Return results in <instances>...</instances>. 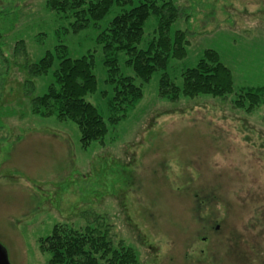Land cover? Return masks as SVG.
I'll list each match as a JSON object with an SVG mask.
<instances>
[{
  "label": "rangeland",
  "instance_id": "1",
  "mask_svg": "<svg viewBox=\"0 0 264 264\" xmlns=\"http://www.w3.org/2000/svg\"><path fill=\"white\" fill-rule=\"evenodd\" d=\"M187 55L167 73H182L206 49L232 71L225 96L160 93L162 71L143 83L144 96L113 123L98 32L123 11L75 33L47 0H0V243L10 264H47L39 240L57 224H106L140 264H264V90L252 110L242 89L264 88V0H177ZM128 8V7H127ZM157 19L145 24L141 47ZM59 44L71 57L92 53L98 90L86 96L103 113L108 133L83 148L73 121L31 112L53 71L30 66ZM125 75L135 76L119 53ZM137 84L141 80L135 79ZM101 227V226H100Z\"/></svg>",
  "mask_w": 264,
  "mask_h": 264
},
{
  "label": "trees",
  "instance_id": "2",
  "mask_svg": "<svg viewBox=\"0 0 264 264\" xmlns=\"http://www.w3.org/2000/svg\"><path fill=\"white\" fill-rule=\"evenodd\" d=\"M116 4L123 7V11L97 35L105 56L106 81L113 85L109 99L113 123L143 98L142 85L149 82L156 71L164 72L160 81L161 95L172 100L181 95L225 96L234 91L232 71L215 49H206L195 66L183 71L182 86L170 78L167 73L170 60L185 58L189 45L186 31L178 29L171 34L172 26L182 15L177 0H47V7L68 19L75 33L96 26ZM151 16L157 19L156 28L146 46L141 47L145 24ZM121 52L127 55L126 64L132 67L135 76L121 72L118 57ZM56 63L54 80L45 92L31 99V112L41 117L73 121L79 127L83 148H87L93 141L102 140L109 130L101 110L86 99L98 90L94 55L88 53L74 58L66 45L59 44L32 64L30 72L34 76L46 75ZM136 78L141 80L140 84L136 83ZM263 90V87L257 91L242 89L238 105L244 106L247 98L250 100L248 109L252 110L260 104ZM39 243L41 252L49 255L47 264H140L135 250L121 241L116 243L111 226L106 224L84 229L57 224Z\"/></svg>",
  "mask_w": 264,
  "mask_h": 264
},
{
  "label": "water",
  "instance_id": "3",
  "mask_svg": "<svg viewBox=\"0 0 264 264\" xmlns=\"http://www.w3.org/2000/svg\"><path fill=\"white\" fill-rule=\"evenodd\" d=\"M0 264H10L7 251L0 243Z\"/></svg>",
  "mask_w": 264,
  "mask_h": 264
}]
</instances>
